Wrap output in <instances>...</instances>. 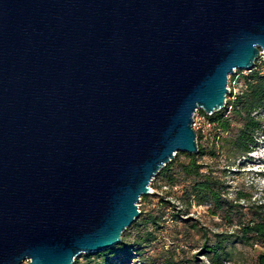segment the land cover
<instances>
[{
  "label": "water",
  "instance_id": "1",
  "mask_svg": "<svg viewBox=\"0 0 264 264\" xmlns=\"http://www.w3.org/2000/svg\"><path fill=\"white\" fill-rule=\"evenodd\" d=\"M260 55L264 0H0V264L118 245Z\"/></svg>",
  "mask_w": 264,
  "mask_h": 264
},
{
  "label": "trees",
  "instance_id": "2",
  "mask_svg": "<svg viewBox=\"0 0 264 264\" xmlns=\"http://www.w3.org/2000/svg\"><path fill=\"white\" fill-rule=\"evenodd\" d=\"M243 71L237 72L239 90L229 91L221 110L211 115L196 111L211 127L210 141L201 145L202 135L195 132L198 152L176 153L156 174L152 193L140 197L139 217L122 233L121 242L92 253L93 259L87 256L85 262L107 264L111 258L132 257L137 264H230L236 244L264 249V202L244 205L249 201L244 194L230 198L224 179L229 169L215 165L223 159L226 168L264 144V60L258 58L250 71ZM163 187L167 191L160 194ZM203 205L224 221L226 230L208 231L189 217L193 206ZM192 235L197 245L190 243ZM249 264H264V251L258 250Z\"/></svg>",
  "mask_w": 264,
  "mask_h": 264
},
{
  "label": "rangeland",
  "instance_id": "3",
  "mask_svg": "<svg viewBox=\"0 0 264 264\" xmlns=\"http://www.w3.org/2000/svg\"><path fill=\"white\" fill-rule=\"evenodd\" d=\"M242 70H236L233 74L228 77L227 88L230 92L236 93L240 88L239 77H237V72ZM243 73H246L244 70ZM233 76L234 82H229V78ZM228 91V93H229ZM228 94L225 99L227 100ZM193 130L202 135V139L200 140L201 145H206L207 142L210 141L212 137L211 127L207 125L206 121L198 116L195 112L193 116ZM203 160L207 163H210V160L205 157ZM229 166H225L224 168V160L222 159L220 162L216 163V167L219 169H229L224 177L226 184L228 185L229 197L234 199L237 194H244L249 198V201L246 203L242 200L239 203L246 205L251 202H264V144L261 142L259 147L253 151L248 158L242 157L239 160H236ZM150 189L153 191L151 185ZM167 188H162L159 190L160 194L165 193ZM138 210L142 207L141 202L137 203ZM189 217L197 223H200L202 226L206 227L208 231L219 232L226 230V226L224 221L220 220V218L211 216L207 211V205L203 206H193L190 209ZM190 243L193 245H197L198 240L197 236L192 235ZM258 250L264 251V249H260L259 247H249L242 244H236L233 250V259L230 264H249L254 255ZM196 251V248L192 250V253ZM89 256L90 259H93L92 253H82L76 259L77 264H95L94 262H85L86 257ZM122 258H111V260L107 264H137V260L135 258H130L124 261H121ZM200 259L202 261H206L205 256H201ZM21 264H27L23 262Z\"/></svg>",
  "mask_w": 264,
  "mask_h": 264
},
{
  "label": "built area",
  "instance_id": "4",
  "mask_svg": "<svg viewBox=\"0 0 264 264\" xmlns=\"http://www.w3.org/2000/svg\"><path fill=\"white\" fill-rule=\"evenodd\" d=\"M259 58H262L263 60H264V57L262 56V55H260V57ZM228 91H229V89H228Z\"/></svg>",
  "mask_w": 264,
  "mask_h": 264
}]
</instances>
